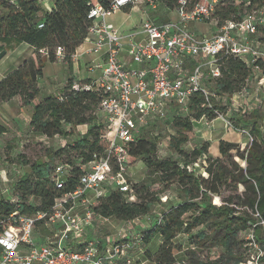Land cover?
<instances>
[{"label":"trees","instance_id":"1","mask_svg":"<svg viewBox=\"0 0 264 264\" xmlns=\"http://www.w3.org/2000/svg\"><path fill=\"white\" fill-rule=\"evenodd\" d=\"M154 1L170 9L178 5V0ZM186 1L193 4L207 0ZM218 1L213 13L218 26L226 19H240L246 12L264 6V0ZM95 4L109 7L110 0H54L49 10L41 8L38 0H0V51L5 49L9 39L32 47L31 55L0 79V103L16 97L21 107L31 106L28 125L34 132L47 138L71 134L72 129L67 131V126H88L80 137L66 146L75 153L74 158L56 166L60 157L65 154L69 157V151H65L66 147H48L46 159L35 160L31 164V172L23 173L15 180L11 197L0 196V232L8 225L15 224L23 215L49 212L57 198L78 187L82 173L80 165L90 161L94 153L103 154L107 148L104 122L96 114L105 92L72 88L73 83H90V79L82 81L69 75L58 94H50L33 102L40 91L38 80L42 76L44 62L56 61L57 47L62 49V60L71 67L72 56L87 36L92 21L88 13ZM132 7L126 5L122 9L129 12ZM39 23L43 24L41 28L37 27ZM217 66L220 75L207 79V84L213 83L215 93L208 97L210 107L202 93L196 92L190 97L187 115H180L178 109L169 111L166 120L176 133L171 135L168 147L181 161L159 159L157 139L143 132L128 144L129 164L140 159L147 168L142 180L134 182L129 179L135 200H129L128 193L112 189L90 205L95 217L129 222L150 212L158 200L157 192H163L173 185L180 202L164 211L151 229L139 234L138 241L144 245H149L156 236L159 239L153 251L144 249L145 259L153 264H177L176 254L182 250V246L174 242L175 238L202 224H208L213 234L198 232L194 235L195 242L203 244L218 236L227 259L231 258L238 244L237 234L252 228L255 241L262 249L258 262L264 264V231L259 224L260 220H264V132L260 125L256 122L251 124L250 135L253 139L247 149L240 150L238 143L222 139L218 142L219 156L216 157L208 153L207 141L190 151L183 148L194 121L202 117L212 120L216 112L224 111V105L216 95L231 97L245 89L250 66L242 59L220 54ZM253 66L264 74L263 57L257 58ZM243 121L238 117L235 124ZM4 132L0 125V134ZM202 156L206 162L203 165L206 176L190 168ZM235 156L245 164L239 165ZM59 167L67 169L60 175V179H63L61 188H57L55 179ZM152 185L161 187L155 191L151 189ZM239 185L243 187L241 194L238 193ZM29 197H35L36 201H29ZM45 227L43 221H36L33 230L35 244L44 241L45 236L39 235L38 229L46 233ZM191 253L194 254L193 251ZM240 261L237 259V262Z\"/></svg>","mask_w":264,"mask_h":264},{"label":"built area","instance_id":"2","mask_svg":"<svg viewBox=\"0 0 264 264\" xmlns=\"http://www.w3.org/2000/svg\"><path fill=\"white\" fill-rule=\"evenodd\" d=\"M147 1L151 8H156L154 0ZM138 2L110 0L109 7L95 4L90 8L88 18L92 21L84 40L88 46L83 53L103 58L87 66L92 70L98 68L100 76L90 83L72 85L74 90L105 92L96 114L104 122L107 148L103 154L94 153L90 161L80 165L78 187L57 198L49 212L23 215L0 232V264H105L121 256L125 252L123 245L114 244L100 252L99 241L91 240L86 234L94 218L90 205L95 199L116 189L128 193L129 200H135L128 178V144L148 125L167 119L171 106L187 110L194 93H202L208 102V97L214 94L206 88L205 79L220 75L217 66L220 54L238 57L248 66L259 56L264 57L257 41L250 38L262 24L264 6L246 12L240 19H226L218 26L213 16L218 0L193 4L178 0L175 19L160 23L147 19L139 29L120 32L108 18L124 6H135ZM203 22L212 25L215 31L198 34L191 28L192 24ZM42 26L39 23L37 27ZM137 35L141 38L136 39ZM124 42L129 57L139 68L129 67L119 59ZM55 53L62 58L61 47ZM76 57L75 52L72 60ZM66 170L59 167L56 171L57 188L63 186L60 175ZM1 178L8 180L5 171ZM4 192L8 195L4 197H11L8 190ZM39 220L51 227L52 236H45L42 243L35 244L33 230ZM259 224L264 226V220ZM247 238L255 253L254 260L258 261L262 249L252 228ZM124 262L131 264L129 258Z\"/></svg>","mask_w":264,"mask_h":264},{"label":"rangeland","instance_id":"3","mask_svg":"<svg viewBox=\"0 0 264 264\" xmlns=\"http://www.w3.org/2000/svg\"><path fill=\"white\" fill-rule=\"evenodd\" d=\"M40 6L43 8L42 5ZM172 18H176L174 9L167 8L158 2H156V8L153 9L148 5L147 0H140V2H138L129 12H124L123 9H120L113 13L108 20L119 28L120 32L129 33L139 29L144 20L148 19L160 23ZM200 24L205 32L207 31L208 33L212 31L210 27L211 25L208 23L203 22ZM139 38H141V35H137L136 39ZM250 38L252 40H258L259 49L264 51V48L261 45L264 43V24L258 25L257 32L250 35ZM9 41L10 42L5 44L4 49L7 54H4L5 56L3 55L0 58V79L4 72H8L17 66V63H15L17 53H28V50L18 48L20 47L18 46L19 44L22 45L21 47H29L26 44L15 42L12 39H9ZM85 46H88V44L86 45L85 43L83 46H80L77 49L78 53H81ZM127 48L128 45L124 42L119 53V59L121 61H126L127 65L130 63L131 67H133L135 63L129 57ZM83 58H89V56L84 55ZM249 66L250 74L245 83V89L231 97L216 95L218 101L224 105V111L216 112V117L212 119L214 122L205 123L209 120L205 117H202L201 125L198 124L199 122H193V129L189 133V139L183 145V148L186 151H190L193 148L200 146L202 142L207 140L210 142H208V152L210 155L219 156L217 141L219 142V140L222 139L238 143L240 145V150H243L247 149L252 142L251 139L253 136L250 135V129L253 122L258 123L261 131L264 132V74L257 67L253 65ZM70 71L76 73L75 68ZM75 77L82 81L87 79H83L81 75ZM42 80L44 83H46V81H51L52 87L57 89L58 86L66 80L64 65L60 62H47ZM91 81L93 80L91 79ZM205 83L206 88L215 95L212 90L213 83L207 84V78L205 79ZM45 90L46 89H41L39 91L36 97L38 101L46 96ZM171 109H174L173 106L169 108V110ZM178 110L180 113H177L180 115L188 114L187 110ZM29 116L30 107H21L11 101L0 103V125L5 129V132L0 134V194L2 191L8 190L10 193L9 195L11 196V187L15 180L23 173H30L31 164L35 160L46 159L45 154L48 147L54 149L66 147L73 143L76 136L75 134L78 133L75 132L76 130H72V133L67 137L55 136L53 138H47L40 133L34 132L30 128L27 122ZM238 117L239 119H243L244 123L236 125L235 121ZM200 128L202 129L200 130ZM143 132L157 139V157L159 159L173 158L181 161L168 147L171 135L176 133L169 121L166 119L156 121L152 125H148L140 132V134ZM203 132L206 134L203 135ZM65 151H69V157H66V154L63 155L62 158L58 157L59 159L55 163L56 166L60 163H65L67 159L75 157V153L71 148L66 147ZM235 160L241 166L245 164L238 156H235ZM205 164L204 156H202L190 168L194 169L197 174L206 176L203 168V165ZM4 171L5 176L8 179L7 181H3L1 178V175H4ZM146 171L147 168L144 162L137 159L128 166V178L134 182L140 181L146 175ZM160 187V185H152L151 189L157 191ZM242 190L243 187L239 185L238 193L241 194ZM225 194L227 195L228 193ZM157 199V202L154 203L150 212L133 221H119L114 218L103 219L102 217L95 218L94 216L92 225L87 230L92 237L90 239L103 243V246L100 244V252H104L106 249H111L114 244L123 245L125 252L117 258L114 262L115 264H124V259L127 258L130 259L131 264H153L145 259L144 249L148 248L150 251H153L159 243V239L156 236L152 239L149 245H144L138 241L139 234H141V231L143 232L151 229L164 211H167L171 205H176L180 202L173 185L169 186L163 192H160L159 190V192H157ZM214 199L217 198L214 197ZM29 201L35 202L36 199L35 197H29ZM234 201L237 202L236 199ZM262 227L264 231V226L262 225ZM44 230L46 233H43L38 229L39 235L42 234L43 237L52 236L51 227H45ZM202 231L209 235L213 234V230L211 228L209 229L208 224H202L196 226L187 233L182 232L178 234L174 242L179 243L182 246V250L176 254L177 264H260L258 261L254 260L255 253L248 245L247 237L250 229L240 231L237 234L236 242H238V244L235 249H233L231 258L228 259L226 256V250L219 243L218 236L215 240H207L203 244L195 242L196 238H194V235ZM192 251L194 254L191 253ZM237 259H240L241 261L237 262Z\"/></svg>","mask_w":264,"mask_h":264},{"label":"crops","instance_id":"4","mask_svg":"<svg viewBox=\"0 0 264 264\" xmlns=\"http://www.w3.org/2000/svg\"><path fill=\"white\" fill-rule=\"evenodd\" d=\"M41 4L40 5H42L43 6V9L44 10H49L50 8H51V6L53 5V3H54V0H43L42 2H40ZM134 7V6H133ZM132 7V8H133ZM173 19V18H172ZM262 24H264V18H263V21H262ZM194 27H195V29H194ZM211 27V29H212V31L211 32H208L207 33V31L205 32L204 31V28L202 27V25L200 24V23H196L195 25H192L191 26V28L196 32V33H198V34H212L214 31H215V28L211 25L210 26ZM205 32V33H204ZM257 41V43L259 44V42H258V40H256ZM22 44H25V43H22ZM85 44V42L84 43H82L80 46H83ZM88 43H86V45H87ZM27 45V44H26ZM262 45V47L264 48V43L263 44H261ZM18 46H20V47H18V48H21V49H24V50H28V53L26 52V53H17V59H16V62L15 63H17L16 65H19L24 59H26V58H28L30 55H31V53H32V47H30L29 45H27V46H29V47H21L22 45L21 44H19ZM80 46H78V48L80 47ZM87 46H85L84 47V49L86 48ZM28 48V49H27ZM77 48V49H78ZM77 49H76V53H77V57H76V59H73L72 60V63H71V67L69 68L68 67V65L61 59V58H57L56 59V61H54V62H51V63H55V62H60V63H62L63 65H64V68H65V74H66V78L68 77V74L70 75H73V76H77V75H81L82 77H83V79L84 78H87V79H92V80H95V79H97L99 76H100V70L97 68V69H94V70H92V69H88L87 68V66H88V63H96V62H101V61H103V58L101 57V56H94V55H89V54H85V53H83L84 52V49L81 51V53H78V51H77ZM260 50V49H259ZM261 51V50H260ZM262 52V54H264V51H261ZM7 53H5V55H6ZM81 54V55H80ZM4 55V56H5ZM84 55H87V56H89V58H83V56ZM82 56V57H81ZM80 58H81V60H80ZM85 59V60H84ZM1 61V60H0ZM46 63L47 62H44V66H43V68H42V76L39 78V80H38V86H39V89L41 90V89H46L45 91H46V96L47 95H50V94H58L59 93V90H60V88L64 85V83H62L61 85H59L58 86V88L57 89H54L53 87H52V85H51V81H46V83H44L43 82V80H42V78H43V75H44V72H45V65H46ZM123 63H126V61H123ZM126 65H127V63H126ZM127 66H129V67H131V65H130V63L127 65ZM16 67V66H15ZM133 67H137V68H139V65H137V64H135ZM132 67V68H133ZM73 68H75V70H76V73L74 72H71L70 70H73ZM81 68V69H80ZM83 70V71H82ZM7 72H4L3 73V75L1 76V77H3L5 74H6ZM90 79V80H91ZM263 80H264V77H263ZM262 80V81H263ZM9 101H11V102H15V104H17V105H19V101H18V99L16 98V97H14V98H12L11 100H9ZM36 101H38L36 98L34 99V101L33 102H36ZM26 107H30V112H31V106H26ZM252 112V111H251ZM201 121H202V118L199 120V121H196V123H198V124H200L201 123ZM28 122V121H27ZM214 122V120H211V121H206L205 123H213ZM201 125V124H200ZM195 127V126H194ZM87 128H88V126L87 125H79V126H76V127H71V126H67L65 129L68 131V130H70V129H72V130H76L75 132H78V133H76L75 135V139H77L78 137H80L86 130H87ZM202 128H200V130H201ZM79 134V135H78ZM203 135H205L206 133H202ZM68 136V135H67ZM66 136V137H67ZM207 141V140H206ZM207 142H209V141H207ZM210 143V142H209ZM217 144H218V141H217ZM211 145V144H210ZM209 153V152H208ZM210 154V153H209ZM214 157H216V156H214ZM7 193H5L4 191H2L1 192V194L0 195H5V196H8V195H6ZM96 218V217H95ZM88 237L90 236V232H87V234H86ZM90 238H92L91 236H90ZM80 240V239H79ZM82 240V239H81ZM100 244H102V246H103V243H101L100 242ZM120 256H116L115 257V260L113 261V262H111V261H106L105 262V264H115L114 262L117 260V258H119ZM141 264V263H140Z\"/></svg>","mask_w":264,"mask_h":264},{"label":"water","instance_id":"5","mask_svg":"<svg viewBox=\"0 0 264 264\" xmlns=\"http://www.w3.org/2000/svg\"><path fill=\"white\" fill-rule=\"evenodd\" d=\"M5 54V50L0 51V58Z\"/></svg>","mask_w":264,"mask_h":264},{"label":"bare ground","instance_id":"6","mask_svg":"<svg viewBox=\"0 0 264 264\" xmlns=\"http://www.w3.org/2000/svg\"><path fill=\"white\" fill-rule=\"evenodd\" d=\"M217 198V197H216Z\"/></svg>","mask_w":264,"mask_h":264}]
</instances>
